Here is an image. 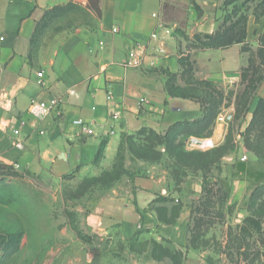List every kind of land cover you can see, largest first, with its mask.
I'll return each instance as SVG.
<instances>
[{"label": "crops", "instance_id": "1", "mask_svg": "<svg viewBox=\"0 0 264 264\" xmlns=\"http://www.w3.org/2000/svg\"><path fill=\"white\" fill-rule=\"evenodd\" d=\"M223 1L99 0L97 16L89 0H0V163L32 175L62 176L94 165L102 140L100 163L110 162L123 134L143 127L163 133L175 122L201 117L195 99L169 94V77L174 74L176 84L186 86L190 68L193 79L228 90L238 84L247 64L241 44L203 48L196 37L215 32ZM75 8L87 21L72 18L68 12ZM159 22L172 33L152 40ZM250 26L248 18L246 41L258 27ZM136 45L147 54L163 45L165 54L156 57L153 67L127 68L126 54ZM37 72L43 73L41 85ZM258 95H264V83ZM51 98L60 100L59 112L52 110L43 119L29 114L31 99ZM229 102L221 108L227 117L234 96ZM112 112L120 114L119 120H111ZM77 118L84 120V129L72 122ZM219 125L202 137L205 142L191 136L188 148L215 146ZM167 179L162 170L136 176L129 188L98 201L86 217L87 226L101 235L131 238L139 233L166 246L185 245L190 206ZM173 206L178 213L166 220L163 215Z\"/></svg>", "mask_w": 264, "mask_h": 264}, {"label": "rangeland", "instance_id": "2", "mask_svg": "<svg viewBox=\"0 0 264 264\" xmlns=\"http://www.w3.org/2000/svg\"><path fill=\"white\" fill-rule=\"evenodd\" d=\"M244 8L250 30L258 25L246 43L252 62L244 66L246 78L240 75L235 87H211L216 102L210 114H224L215 149L207 154L190 151V129L175 136L145 132L125 139L110 162L81 166L62 176L0 170V264H264V110L250 123L264 96L258 95L264 83V0H250ZM68 13L76 22L87 21L76 8ZM190 83L191 93L211 92L210 86ZM233 96L234 108L227 117L221 108ZM217 116L199 125L203 138ZM161 170L190 206L185 245L166 246L139 233L122 238L89 229L86 217L100 199L129 188L138 175ZM176 207L163 217L174 218ZM245 217L258 219L260 232Z\"/></svg>", "mask_w": 264, "mask_h": 264}, {"label": "trees", "instance_id": "3", "mask_svg": "<svg viewBox=\"0 0 264 264\" xmlns=\"http://www.w3.org/2000/svg\"><path fill=\"white\" fill-rule=\"evenodd\" d=\"M238 1H241L239 5L237 4ZM249 1L250 0H224L221 4V11H222L221 21L218 25V28L215 30V32H213L211 34H203V35L196 36L197 39L200 40L201 46L203 48H225V47H228V46L233 45V44H241V50L243 52H246V51L248 52L249 50L246 48L248 15H247L246 8H244V7H245V3L249 2ZM229 6L232 7L230 9V11L227 10V8ZM89 7L97 14V16L100 14L99 0H89ZM238 12H240V14H238ZM254 13H255V11H254ZM233 17H236V18L233 19ZM263 37H264V33H263ZM37 39H38V37H37ZM36 43H37V40L34 41L33 47H35ZM247 62H248V65H249V63L252 62L251 56H249V58L247 59ZM246 72H247V69L243 67L241 69L242 80H244V78H246ZM186 75L187 76H186L185 80L188 82L187 85L186 86H180V85L176 84L174 74H171V76L169 77L168 92L170 95H173V96L176 95V96H181V97L192 98V99H195L197 102H199L201 105V108H202L201 117L193 119L191 121L175 122L174 124L170 125L163 133H157V132H155L149 128L143 127L135 133L123 134L121 136V143H120L118 152L120 151V149H122L123 144L125 143V139L131 138L133 135L134 136L135 135H143L145 132L148 134H153V136H155V137H157L159 134H162L161 136H167V135H172V134H173V136H175L184 130L187 131V129L188 130L190 129L187 132V136L204 137L203 133L201 134L200 133L201 131L199 132V130L202 129V128H200L199 125L209 118L214 119L218 114V110H214L215 112L210 114L211 111H213L211 108L212 107L211 105L213 104V102H216V100H215L216 98H213L214 101L212 99L215 91H212V89H211V87L214 86L215 84L210 82V81H207V80L193 79V76H192L193 72H192V70H190V68L186 71ZM191 81H194L195 85L204 84L206 86H210L211 92H208V93L204 92L205 94H203V92L198 93V90H195L194 93H191V91H189L191 89L188 87V86H190ZM256 86L257 85L252 87L253 91L256 89ZM220 98H221V95H219V98L217 100H220ZM238 98H239V96H237V99ZM263 103H264V96L260 97L258 99L254 110L251 112L250 123L254 122V119L256 118V114L260 109L264 110ZM219 111H220V109H219ZM213 126H214V124L204 134H207V136H209L212 132ZM105 143H106L105 140H102L100 142L99 147H98L97 152H96V155H95V158L93 160L94 165H98L100 163L101 159L103 158V151H104ZM212 149L214 150L215 147L211 148L209 150H205V151H200V150H196V149H192L190 151H198V152L207 154L208 152H211ZM7 168L17 170L13 165H7V164L0 163V170H4ZM23 172L29 173L25 170ZM244 221L251 223V225H253V228L255 229V231L260 232L261 223L258 219H255L252 217H245Z\"/></svg>", "mask_w": 264, "mask_h": 264}, {"label": "built area", "instance_id": "4", "mask_svg": "<svg viewBox=\"0 0 264 264\" xmlns=\"http://www.w3.org/2000/svg\"><path fill=\"white\" fill-rule=\"evenodd\" d=\"M152 16L156 17L157 14L153 13ZM113 31H116V28H113ZM172 33V28L168 25H165L163 22H159L158 24V31H154L150 34V38L152 40H163L165 37L170 36ZM140 48L138 45L134 46L130 50H128L126 54V58L124 60V66L127 68H139L142 66H149L153 67L155 65L156 57L161 54H165V49L163 45L158 46L155 48L154 54H147L146 52L139 51ZM37 83L42 84V72H37ZM106 98L111 100L113 98V94L111 91H107ZM141 101H144V98H141ZM60 107V100L57 98H51L48 101L46 100H36L31 99L28 107V112L31 116L43 119L47 116L52 110L56 113L59 112ZM120 114L118 112L111 113V120L116 121L119 120ZM217 121L223 123L224 121V114H219L217 116ZM74 124L81 126L82 129L85 128V122L82 118H77L72 121ZM14 133H18V130H15ZM39 133H43L42 130ZM17 146H21L20 142H16ZM241 160H246L247 157L243 154L240 158Z\"/></svg>", "mask_w": 264, "mask_h": 264}]
</instances>
